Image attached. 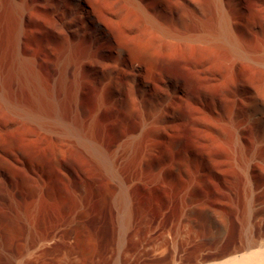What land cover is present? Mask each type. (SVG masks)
I'll list each match as a JSON object with an SVG mask.
<instances>
[{
  "label": "bare ground",
  "instance_id": "6f19581e",
  "mask_svg": "<svg viewBox=\"0 0 264 264\" xmlns=\"http://www.w3.org/2000/svg\"><path fill=\"white\" fill-rule=\"evenodd\" d=\"M137 192L152 264H264V0H0V264H118Z\"/></svg>",
  "mask_w": 264,
  "mask_h": 264
},
{
  "label": "rangeland",
  "instance_id": "374dc122",
  "mask_svg": "<svg viewBox=\"0 0 264 264\" xmlns=\"http://www.w3.org/2000/svg\"><path fill=\"white\" fill-rule=\"evenodd\" d=\"M22 143H21L22 146L26 145L25 147H27V142L24 141ZM124 168L126 170V173L129 172L128 163L124 166ZM92 186L93 187L89 190V193L87 195V200H84V202H87L88 204L87 206L89 209L88 211L94 214L97 213L102 208V206H105L107 204L106 203L107 200L109 202V193L111 192V189L115 187V185L114 183L109 185L108 181L106 182L105 180L102 179L95 181V184ZM106 187L107 188L110 187V189L107 190ZM136 195H137V207H135L136 210L135 208L128 210L126 204H123V200L119 198L116 204H114L111 213L107 212L109 231L113 230V232L112 231L110 232V237L114 235L113 236L114 240L112 237L111 238L109 237V241H107L106 245H109L107 246L109 248V249L107 248L109 252L107 256L108 258H112L115 252L121 250L122 257L117 258V263L119 262L118 264H120L122 260H125L130 264H139L141 263V261H145L144 264H152V259H153L152 257L155 252L156 242L152 239V236H149L148 234L149 221L152 217V212H153L151 206L152 203L150 200L151 198L149 196L142 195L140 192H137ZM108 205L109 203L105 207H109ZM3 206H4L3 204H0V226L6 223H12L14 220L13 218H11L12 216L9 215L8 211ZM109 213L111 217L108 215ZM89 230L90 229L85 224H80L77 228L75 237L76 238L78 237L77 246L79 247V251L81 253L89 252L90 247H88L89 245L86 244L89 235ZM79 243L81 244L79 245ZM56 257H55L56 260L54 259V262H52L53 264H59L62 261L60 260L61 256H56ZM115 258L116 257H114V259Z\"/></svg>",
  "mask_w": 264,
  "mask_h": 264
}]
</instances>
